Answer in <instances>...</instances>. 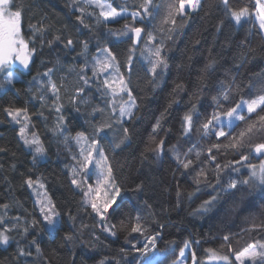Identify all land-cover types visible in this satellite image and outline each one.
<instances>
[{"label": "trees", "instance_id": "trees-1", "mask_svg": "<svg viewBox=\"0 0 264 264\" xmlns=\"http://www.w3.org/2000/svg\"><path fill=\"white\" fill-rule=\"evenodd\" d=\"M110 3L118 10L129 12L138 11L143 0H102ZM168 0H152V16L144 17L135 22V26L143 27L142 39L129 53L132 47L131 39L124 36H114L110 33L123 29L125 18L97 23L95 16L87 15L96 9L86 8L83 17L88 28L81 25L75 11L73 0H16L17 5L24 9L22 20V34L30 41V46L36 48L34 63L31 72L21 74L15 81V86L0 90V147L7 149L0 153V216L8 220L9 225L17 224L12 217H19L18 231L22 232L27 225L33 236L40 242L42 254H38L34 247L30 257L17 256L15 241L10 246L0 245V264H135L136 253L132 251V243L138 246L145 242V236L153 230L162 231V238H158L161 247L167 241H173L168 246L169 252L177 256L185 241L189 242L192 252L196 253L197 264L206 258L209 253L227 256L231 264L236 252L250 244L264 241V187L242 183L246 178L245 164H256L260 157H255L249 143L264 142V130L259 126L258 114L264 115L261 109L255 113L244 115L245 121H237L225 131L231 135L217 141L214 136L204 137L202 131H192L190 136L182 137L181 117L190 108L197 104L200 119L212 111L211 97L221 90H229L228 106H235L244 100H250L264 95V39L252 20V15L237 25L226 14L221 0H200V8L187 17H177L176 24L164 23L166 4ZM256 0H230V6L247 7L254 12ZM221 21L223 23L221 24ZM128 23H132L127 18ZM32 26L44 27L47 31L41 41L40 33L32 34ZM219 26V31L217 30ZM169 29H174L169 31ZM153 33L155 39L147 42V34ZM63 34L76 41L74 50L63 48L62 44L49 49L47 41L56 34ZM171 37V38H169ZM82 41H87L89 50L87 56H78L82 49ZM163 43V55L167 58L169 67L161 77H153L149 71L150 60L143 50L148 43L151 50L154 46ZM108 46L118 56L121 71L126 79L131 81V88L137 100L138 107L134 109L132 120L123 121L124 126L132 132L131 140L114 153L109 152L111 163L115 168V175L126 186H133V182H143L144 190L140 193L129 191L125 194L122 208L109 219V227L116 225L112 230L116 235L110 236L98 226L99 217H95L90 207L83 205L81 190L71 183L70 169L78 167L72 156L79 154V146L74 140L69 144L63 142V137L54 134L52 129L56 125V116L53 109L51 93H46L45 100L33 99L29 87L38 88V84L30 83L37 73H42L48 67L55 66L54 80L60 88V102L63 104V114L67 118L66 133L75 135V131H84L91 134L93 127L92 112L94 108L106 109L96 113V120L107 119L110 115L108 99L101 95L103 91L102 79L93 80L91 87L83 85L79 80L80 68L89 62L88 75L91 76L90 64L92 57L99 48ZM142 47V48H141ZM251 49V50H250ZM131 55L132 72L129 73L127 58ZM59 57L60 63L56 60ZM214 60V70L207 77L209 87L198 91L201 87L200 76L205 65ZM239 65V66H238ZM160 72V69H157ZM3 77L0 76V80ZM45 80L44 77H38ZM158 81L153 86V82ZM223 81V85H221ZM181 84L182 90H175ZM237 85L241 87L237 90ZM77 87H85L83 100L76 94ZM39 97L40 93H35ZM78 102L80 111L76 110ZM169 105H171L169 107ZM5 107H26L31 117L30 132H36L46 148V157L38 158L39 163L31 164L32 154L27 151L19 140L18 128L3 112ZM168 109L166 119L162 121V128L158 130L156 139H151V128L155 119L162 111ZM199 121H197V126ZM249 124L257 125L253 131H247ZM245 132L243 143L244 152L249 154V160L240 164H231L239 158L240 149L228 147L232 139L239 133ZM123 135V128L116 124L109 130L102 144L108 147L114 139ZM167 137L165 153L157 157L152 150L160 139ZM212 143H219V149H213L216 162L222 167L216 170L212 162L207 159L208 148ZM172 144L178 145V151L187 152L196 146L190 158L196 161L185 170L178 164L169 151ZM147 147V151H146ZM196 151L201 155L196 156ZM143 153V156H142ZM15 165V167H13ZM77 165V166H76ZM203 168L204 175L198 177L197 172ZM177 169H179L177 171ZM25 175L42 177L44 188L41 194H47L55 205V210L62 214L63 230L76 233L75 244L61 245L59 237L50 233H42L40 226L43 218L36 205V194L23 184ZM217 178L221 184L217 185ZM95 177H93L94 181ZM237 180L236 189L223 191L229 180ZM249 179V178H247ZM210 185H214L216 190ZM253 185V186H252ZM258 186V188H254ZM86 185L84 186V188ZM33 191V192H32ZM177 191L180 192L177 197ZM211 196H218L214 206L209 211H197L205 200ZM3 204L9 207L4 209ZM126 212L132 216L140 215L148 227L145 235L131 233L122 224L121 219L127 221ZM5 213H7L5 215ZM69 213L75 218L69 219ZM38 224L32 227V220ZM153 219L159 223H153ZM86 225V227H84ZM160 225H164L161 229ZM21 246L27 247V241L20 235L13 233ZM228 235L229 241L223 236ZM98 236L99 239L94 237ZM31 237H29L30 239ZM121 249H124L122 252ZM211 249L212 252L206 251ZM218 260V259H216ZM221 264L223 262L221 260ZM210 262V260H209ZM209 264V263H208ZM250 264V262H244ZM259 264V258L257 260Z\"/></svg>", "mask_w": 264, "mask_h": 264}, {"label": "snow or ice", "instance_id": "snow-or-ice-1", "mask_svg": "<svg viewBox=\"0 0 264 264\" xmlns=\"http://www.w3.org/2000/svg\"><path fill=\"white\" fill-rule=\"evenodd\" d=\"M223 3L226 14L230 15L231 20L235 24H241L242 20L250 15H255L258 27L261 32H264V0H256V7L254 13H251L247 7L241 6L238 8H233L230 6V0H221ZM75 11L80 12L82 15L77 16L78 22L85 28L89 27V24L85 23L83 14L86 11L84 6L92 9H99L98 16L95 11H90L87 13L89 16H95L97 23L104 22L107 26L109 21H117V18H125L126 22L123 29L117 32L110 33L114 36H124L131 39L132 47L129 48V53L135 50V46L138 45L142 39V32L145 31L143 27L135 26V22L138 19H143L144 17L152 16L153 11L151 8L152 0H143L139 5L138 11H133L130 14L118 10L113 7L110 3L102 2V0H83V5H81L80 0H73ZM200 8V0H168L166 4V15L164 18V23L176 24L177 17H187L190 13L196 12ZM24 9L22 6L17 5L16 0H0V76L3 77L0 80V90H6L15 86V81L17 80V73H30L31 66L34 63V56L36 54V48L30 46V41L22 34V20H23ZM131 17L132 23L127 22V18ZM223 21H221V24ZM174 29H169L173 31ZM219 31V26L217 28ZM47 31L44 27L32 26V34L35 36L36 33H40L42 44L43 34ZM171 38V37H169ZM155 39L153 33L149 32L147 34V41L151 43ZM82 49L78 53V56H87L89 45L87 41H82ZM62 44L63 48L74 50L76 41L70 36L65 38L63 34H56L52 36L51 39L47 41V46L49 49H53L55 46ZM251 50V49H250ZM151 55L154 57L150 61L151 67L149 71L152 73L153 77H161L164 70L169 67L167 58L163 55V43L154 46V50H150ZM132 60L131 55L127 58L128 72H132ZM56 63L59 64L60 60L57 57ZM214 60H210L208 64L205 65L203 74L200 76L201 87L198 91H202L209 87L207 83V77L211 75L210 70H214ZM239 66V65H238ZM121 64L119 62L118 56L112 51L108 46L99 48L96 55L92 57V62L90 64L91 76H89V62L85 59V65L80 68L78 77L80 81H83V85L91 87L93 80L97 82V90L100 91L99 81L103 80V91L101 95L104 97H111L108 101V107L112 109L111 114L107 119L96 120V113L105 112L104 108H94L92 112L93 127L91 134H87L84 131H75V135L66 133V121L67 118L63 114V104L60 102V88L62 85H58L54 80L55 66L48 67L46 71L42 73H37V76L33 77V81L30 83L38 84L39 87L35 88V92L32 87H29L27 91L32 93L33 99H39L42 102L45 100L46 93H51L53 99L54 110L57 115L56 125L52 129L54 134L63 137V142L69 144L70 141L74 140L79 146V154L73 155L72 159L76 161L78 167H72L70 169L71 179L70 183L77 189L81 190L83 197V205L91 208L92 213L95 217H99L100 223L98 226L101 230L110 236H115L116 232L112 229L116 227L113 223L109 227V219L115 213H117L122 208V202L124 196L127 192L132 191L135 193H140L144 190L143 182L136 183L133 182V186H126L121 183L120 180L115 175V168L111 163L109 152H115L121 149L122 146L130 142L132 132L129 127L124 126L123 121L132 120L135 116L134 109L138 107L137 100L134 92L131 88V81L126 79L125 75L121 71ZM160 69V72L157 69ZM44 77L45 80H40L38 77ZM158 81L153 82V86ZM223 85V81H221ZM241 85H237V90ZM183 86L177 84L175 90H182ZM40 93L39 97L35 93ZM85 92V87H77L76 94L80 98V102H86L83 100ZM229 90L224 89L218 92L217 95L212 96V111L205 115L203 120L200 119V113L197 112V104H191L190 108L181 117L182 121V137H188L195 129L196 131H202V136L211 137L214 136L217 141L221 138L229 137L231 134L226 132V128L232 127L233 121H245V116L238 112V109L244 105L249 114L255 113L257 109H261L264 112V95H259L258 97L250 100L241 101V103L235 106H228L226 103L229 100ZM126 96V99L124 97ZM117 97L120 100H117ZM122 101V102H121ZM76 105V110L80 111L78 107V102L73 99L72 101ZM118 105V110H117ZM171 105H169L170 107ZM168 109L160 113V115L155 119L151 128V139H156V134L159 129L162 128V121L166 119ZM3 112L8 118L15 124L20 125L18 130V136L20 142L23 146L29 150L32 154L31 164L33 166L39 163L38 158L46 157V148L37 135L36 132L29 131V125L31 123V117L29 111L26 107H5ZM197 121L199 124L197 126ZM259 126H262L264 130V115L258 114ZM119 124L123 128V135L119 139H114L113 142L109 144L108 147L103 146L102 141L106 138L109 130L113 129L114 125ZM257 125L249 124L247 131L251 133ZM245 132L239 133V135L232 139L228 147L232 149L239 148L240 154L239 158L230 161L229 165L235 163L240 164L244 161L249 160V154L244 152L245 145L243 143V137ZM167 145V137L162 138L156 143L155 148L152 149L157 157L162 156L165 153V148ZM221 144L212 143L208 148V157L216 170H221V165L216 162V157L213 154V149H219ZM251 152H254L258 156H264V142L247 145ZM196 149V146L189 148L187 152L183 153V159H181V152L178 151V145L172 144L169 151L173 154L174 159L178 164L182 165L185 170H190V166L195 164L190 158V154ZM146 147V151H147ZM7 149L0 147V153L6 152ZM201 155L200 151H196V156ZM143 156V153H142ZM249 167L255 169V165H248ZM15 167V165H13ZM179 169H177L178 171ZM204 175V170L201 168L197 172L196 182L199 183L198 177ZM93 177H95L93 181ZM252 177L256 178L257 185L264 187V161L260 165V174L256 171L252 172ZM243 184L247 185L250 183L249 180L242 181ZM23 184H26L29 188L33 185H37L40 188H44V183L42 182V177H33L30 175H25L23 178ZM87 184V190L84 189V185ZM216 184H221V180L217 178ZM213 191L216 190L214 185H210ZM238 186L237 180L230 179L227 187L222 189L227 191L229 189H236ZM180 192L177 191V197H179ZM218 196H211L210 199L205 200L197 211H209L213 206L214 202L218 200ZM39 205V211L43 218V223L40 226V231L42 233H50L54 237H59L61 245L66 246L67 243L75 244L76 233L71 231L63 230L62 225V214L55 210V205L52 204L50 198L44 193L42 199L37 200ZM2 207L7 209L9 206L3 204ZM7 213H5L6 215ZM127 221L121 219V224L131 233H139L145 235L148 231V227L143 222V218L140 215L132 216L131 212H126ZM15 219L17 224L9 225L8 220L3 216H0V245L10 246L13 241L17 244V256L19 257H30L32 252L29 248L34 247L38 254H42L41 242L32 235L29 226H25L22 232L18 231L17 225L19 224V217H12ZM69 219L74 220L75 218L69 213ZM153 223H159L158 220L153 219ZM38 224L37 220H32V227ZM86 227V225L84 226ZM164 225H160L162 229ZM260 227H264L262 224ZM16 233L20 235L23 240L27 241V247L21 246V241L16 240ZM162 231L153 230L152 234L145 236V242L138 246L136 243H132V251L136 253L134 257L135 264H183V259L186 256V250L190 247L189 242L185 241L181 249H179L178 257L172 255L169 252L168 246L174 247L173 241H167L165 247H161L158 244V238H162ZM29 237H31L29 239ZM99 239L98 236L94 237ZM224 241H229V236H223ZM123 252L124 249H121ZM206 251L212 252L211 249ZM259 258V264H264V242H256L254 244L248 245L243 250L236 252L235 261L238 264H244L245 261L250 262V264H257ZM218 259L228 260L227 256L219 257ZM100 264H104V261H100ZM117 264H120L118 261ZM192 264H197L196 253H192Z\"/></svg>", "mask_w": 264, "mask_h": 264}, {"label": "rangeland", "instance_id": "rangeland-1", "mask_svg": "<svg viewBox=\"0 0 264 264\" xmlns=\"http://www.w3.org/2000/svg\"><path fill=\"white\" fill-rule=\"evenodd\" d=\"M82 3H83V0H80ZM102 2H104V1H102ZM105 3H107V2H105ZM255 7H256V5H255ZM97 11H98V13H99V9H96ZM122 11H125V12H127V13H131V12H129V11H126V10H122ZM255 11V10H254ZM254 13V12H253ZM128 18H130L131 19V17L129 16ZM120 19H123V18H117V20H120ZM141 19H138L137 21H140ZM252 20H253V22H254V24L256 25V27L258 28V30L260 31V29H259V27H258V24H257V21H256V18H255V15L253 14L252 15ZM109 22H114V21H109ZM260 33L262 34V36H263V39H264V32H261L260 31ZM148 42V41H147ZM142 48V47H141ZM143 50H144V52L146 53V55L147 56H150V54H151V52H150V47H149V45H148V43H145V45H144V47H143ZM154 59V57L153 58H151V60H153ZM150 60V61H151ZM17 75V80L19 79V73H17L16 74ZM102 87H103V80H102ZM107 99H108V101L111 99V97H106ZM124 99H126V96L124 97ZM117 100L119 101L120 100V98L119 97H117ZM122 102V101H121ZM241 103V102H240ZM51 104H52V106H53V101L51 102ZM53 109H54V106H53ZM117 110H118V105H117ZM55 111V110H54ZM111 111H112V109L111 108H109V112H110V114H111ZM238 112H240V113H242L243 115H247V114H249L248 112H247V109H246V107L244 106V105H242L241 106V108L240 109H238ZM57 117V116H56ZM55 117V118H56ZM235 122H237V121H233L232 122V124L233 123H235ZM15 124V123H14ZM16 126H17V128H18V130H19V127H20V125H18V124H15ZM22 143V142H21ZM25 148V147H24ZM27 151H29L27 148H25ZM253 155L255 156V157H260V160H259V162L258 163H256V164H245V172L247 173V175H246V178H243V181L244 180H246L247 178H249V179H247V180H249L250 182H251V180H252V182H253V184H255V185H257V181H256V178H254V177H252V172L253 171H256L258 174H260V165H261V162L262 161H264V156H258L257 154H255L254 152H253ZM41 159V158H40ZM248 165H255V169H253V168H251V167H249ZM77 166V165H76ZM251 179V180H250ZM251 182V183H252ZM86 185V187L84 188L85 190H87V187H88V185L87 184H85ZM84 185V186H85ZM254 185V188H258V186H255ZM253 186V185H252ZM260 187V186H259ZM31 190H32V188H30ZM33 189H34V191H35V194H36V201H35V203H36V205L39 207V205L37 204V200L38 199H42V194H41V188L40 187H38L37 185H33ZM33 192V191H32ZM264 242V241H263ZM192 250H191V247H189L187 250H186V256H185V258L183 259V264H192ZM219 257H222V256H220V255H216V254H212V253H209L207 256H206V258H204L203 260H201V261H199V263L198 264H208L209 263V260H212V259H218ZM178 260L180 259L179 257L177 258ZM218 260H221L222 262H223V264H231L229 261H227V260H223V259H218ZM233 260H234V262L236 263V264H238V262H236L235 261V256L233 257ZM245 262H247V261H245Z\"/></svg>", "mask_w": 264, "mask_h": 264}, {"label": "water", "instance_id": "water-1", "mask_svg": "<svg viewBox=\"0 0 264 264\" xmlns=\"http://www.w3.org/2000/svg\"><path fill=\"white\" fill-rule=\"evenodd\" d=\"M141 36H142V34H141ZM209 264H221V263L218 260L212 259V260H210Z\"/></svg>", "mask_w": 264, "mask_h": 264}, {"label": "flooded vegetation", "instance_id": "flooded-vegetation-1", "mask_svg": "<svg viewBox=\"0 0 264 264\" xmlns=\"http://www.w3.org/2000/svg\"><path fill=\"white\" fill-rule=\"evenodd\" d=\"M23 74H25V73H23ZM19 75H21V73H19Z\"/></svg>", "mask_w": 264, "mask_h": 264}]
</instances>
